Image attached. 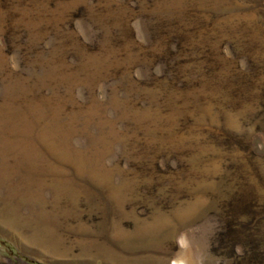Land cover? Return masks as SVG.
Wrapping results in <instances>:
<instances>
[{
    "label": "rangeland",
    "instance_id": "rangeland-1",
    "mask_svg": "<svg viewBox=\"0 0 264 264\" xmlns=\"http://www.w3.org/2000/svg\"><path fill=\"white\" fill-rule=\"evenodd\" d=\"M264 264V0H0V264Z\"/></svg>",
    "mask_w": 264,
    "mask_h": 264
},
{
    "label": "bare ground",
    "instance_id": "bare-ground-1",
    "mask_svg": "<svg viewBox=\"0 0 264 264\" xmlns=\"http://www.w3.org/2000/svg\"><path fill=\"white\" fill-rule=\"evenodd\" d=\"M176 264H182V262H176Z\"/></svg>",
    "mask_w": 264,
    "mask_h": 264
}]
</instances>
